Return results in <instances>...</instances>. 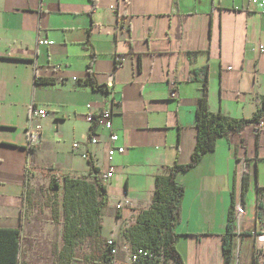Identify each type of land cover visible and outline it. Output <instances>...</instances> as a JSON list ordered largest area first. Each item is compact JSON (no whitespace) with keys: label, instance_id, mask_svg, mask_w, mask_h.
<instances>
[{"label":"crops","instance_id":"0c3cea01","mask_svg":"<svg viewBox=\"0 0 264 264\" xmlns=\"http://www.w3.org/2000/svg\"><path fill=\"white\" fill-rule=\"evenodd\" d=\"M88 71L105 90L86 84ZM204 77L210 112L248 119L260 108L264 14L249 0H0V228L30 237L26 211L34 207V183L50 179L40 169L87 173L80 156L87 153L101 173L113 166L101 214L103 239L119 247L110 264H131L121 246L128 243L124 229L150 207L155 176L189 161ZM45 78L51 82H37ZM32 105L47 115L41 143L30 148L25 129ZM104 108L124 147L111 161L107 131L85 120ZM92 134L99 137L93 145ZM176 181L184 187L175 225L183 263L252 264L264 238V131L249 124L218 139ZM122 191L131 205L118 211ZM232 201L242 213L238 234L231 223L226 262L222 238Z\"/></svg>","mask_w":264,"mask_h":264},{"label":"trees","instance_id":"16d2710c","mask_svg":"<svg viewBox=\"0 0 264 264\" xmlns=\"http://www.w3.org/2000/svg\"><path fill=\"white\" fill-rule=\"evenodd\" d=\"M39 83H49L50 79H37ZM86 84L94 89L105 90L98 85L88 71ZM202 95L196 109V140L190 159L185 164L173 162L165 166L163 174H157L154 180L151 204L148 209L140 211L135 222L124 229L123 236L132 250L140 248L161 253L166 261L184 264L176 249L178 233L175 225L179 219L180 200L184 193L182 184L176 181L178 173L194 168L203 156L212 151L218 139L230 133H240L246 125L256 123L264 115V97L260 108L248 119H234L212 113L208 109L206 78H203ZM89 172L74 173L59 171L55 168L40 169L50 178L49 188L62 194L50 198L51 214L55 221L62 224V249L57 253V264H70L73 250L80 240L86 239L90 253L85 257L89 264H110L113 257L106 247V239L101 235V214L107 204L106 184L101 172L90 158L86 159ZM241 194L247 190V178L241 179ZM60 181L62 185L60 186ZM234 201L228 212L225 234L222 238V252L226 262L231 260L235 232ZM257 234V233H256ZM20 229L0 228V264H20L24 253ZM134 264H156V261L144 259ZM252 264H260L253 256Z\"/></svg>","mask_w":264,"mask_h":264},{"label":"built area","instance_id":"2783aa9c","mask_svg":"<svg viewBox=\"0 0 264 264\" xmlns=\"http://www.w3.org/2000/svg\"><path fill=\"white\" fill-rule=\"evenodd\" d=\"M251 6L258 13L264 14V0H249ZM113 8V7H111ZM39 44H52L51 41L47 40H38ZM261 50V47H260ZM174 89V88H173ZM170 96H175V90H171ZM91 105L87 104L86 108H89ZM47 115V111L44 108H40L37 106H30L28 109V124L25 129L27 145L30 148L36 147L41 143V120ZM85 120L88 124H98L103 127L107 131L106 140V157L108 161H111L114 154H122L124 152V147L117 145L118 136L113 131L112 128V112L108 108H104L101 111L97 112V114H87L85 116ZM254 130L256 132L264 131V115L260 117V119L253 124ZM99 140L98 135L92 134L88 137V143L93 145L96 144ZM78 148V143H74L72 145V150L76 151ZM81 158L87 159V153H81ZM113 174V166L109 165L106 172L101 173L102 179L105 184L108 183V180L111 178ZM131 205V200L127 195L126 191H122V195L118 201L115 203L116 210L120 211L126 207ZM242 213L240 203H237L234 206V225L236 227L237 234L239 233L238 220ZM106 247L109 249V254L111 257H114L118 251L119 247L115 244L113 238L106 239ZM123 252L126 254L128 261L131 264L139 263L141 260L149 259L156 261V264H174L171 261H166L164 256L161 253L151 252L146 249L140 248L137 250H132L129 244L123 246ZM256 258L264 264V238L259 242L256 248Z\"/></svg>","mask_w":264,"mask_h":264},{"label":"rangeland","instance_id":"374dc122","mask_svg":"<svg viewBox=\"0 0 264 264\" xmlns=\"http://www.w3.org/2000/svg\"><path fill=\"white\" fill-rule=\"evenodd\" d=\"M49 182L50 179L43 184L39 180L34 183V207L26 211L28 214L26 231L31 236L25 241L22 240L24 253L20 264H57V253L63 246L62 224L53 218L49 204L50 198L57 197L59 201L62 191L50 189ZM59 185H62L61 181ZM125 245L126 243L121 244L122 247ZM89 253L87 240H80L73 250L74 258L70 264H89L85 259Z\"/></svg>","mask_w":264,"mask_h":264}]
</instances>
